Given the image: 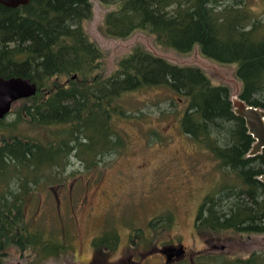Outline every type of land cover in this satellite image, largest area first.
<instances>
[{"label": "trees", "instance_id": "16d2710c", "mask_svg": "<svg viewBox=\"0 0 264 264\" xmlns=\"http://www.w3.org/2000/svg\"><path fill=\"white\" fill-rule=\"evenodd\" d=\"M99 1L117 4L104 16L105 34L123 38L145 30L158 45L179 53L197 44L204 56L235 63L241 81L238 96L264 109V0ZM91 7L90 0L0 3V74L29 77L37 84L33 95L20 98L14 118L0 119V264H5L11 246L21 255L32 253L33 264L74 249L75 232L64 222L31 221L34 214L27 213L28 201L32 198L36 211L40 208L38 190L62 180L72 155L90 167L118 151L123 138L114 125L125 119L140 122L146 103L133 96L150 90L159 91L154 100L161 109L156 119L162 126L175 123L202 145L221 173L217 186L199 199L196 230L264 232V181L259 179L264 148L248 155L254 139L244 119L233 111L229 87L213 83L199 66L174 63L141 45L102 76L98 72L102 52L82 25L91 16ZM62 76L66 82L53 80ZM166 101L171 109L162 108L160 102ZM153 123L147 133L163 138ZM74 204L69 199V206ZM169 217L157 215L145 227L131 228L129 240L138 235L137 245L158 246L164 241L153 235L168 225ZM118 241V231L106 222L91 242L96 252L111 254ZM256 258L255 253L245 259L219 255L208 263L196 255L193 261L264 264Z\"/></svg>", "mask_w": 264, "mask_h": 264}, {"label": "rangeland", "instance_id": "374dc122", "mask_svg": "<svg viewBox=\"0 0 264 264\" xmlns=\"http://www.w3.org/2000/svg\"><path fill=\"white\" fill-rule=\"evenodd\" d=\"M90 1L91 16L84 19L82 25L102 52V66L98 71L102 76L109 75L121 57L141 45L174 63L199 66L213 83L226 84L230 97L238 95L241 81L235 74V63L210 59L200 52L197 44L187 53L161 47L145 30H135L123 38L107 35L102 30L104 16L117 4ZM66 79L65 76L53 78L60 83ZM155 91L137 92L133 96L146 103L142 107L144 115L138 118L140 122L125 119L114 125L123 138L118 151L107 154L90 167L72 155L61 175L62 180H55L38 190L40 208L36 211L32 198L28 201L27 213L34 214L32 218L27 215L31 221L64 222L67 230L76 234L72 251L42 264H92L95 250L92 252L91 241L101 233L106 222L115 227L119 235L116 249L106 254L113 264H196L193 261L196 255H203V261L213 263L214 256L245 259L253 253L257 255L256 260L264 262V232L222 231L215 234L196 230L194 218L199 199L217 186L221 173L215 169L214 159L202 145L180 132L175 123L168 121L162 126L156 119L161 109L154 103L159 93ZM160 104L162 108H172L168 101ZM20 105V99L13 102L6 121L15 117ZM151 120L163 132V138L147 133ZM33 129L31 127L30 131ZM34 131L42 133L39 129ZM69 199H74L73 208L69 206ZM57 207L60 213H57ZM161 214L170 216L165 220L169 223L158 233H153V237L164 242L141 247L136 244L138 235L133 236L132 242L129 240L131 228L145 227L150 219ZM170 246H182L184 251L167 259L160 249ZM32 258V253L21 255L11 246L5 264H33Z\"/></svg>", "mask_w": 264, "mask_h": 264}, {"label": "water", "instance_id": "95a60500", "mask_svg": "<svg viewBox=\"0 0 264 264\" xmlns=\"http://www.w3.org/2000/svg\"><path fill=\"white\" fill-rule=\"evenodd\" d=\"M28 1L0 0V3L7 6H18L26 4ZM36 90L37 84L29 77L19 75L4 77L0 74V119L9 112L13 102L33 95ZM231 101L233 111L244 119L247 130L254 139L248 155L260 152L264 148V109L247 103L238 95H232ZM259 179L264 181V173L259 175ZM168 250H174L173 254L175 255H180L184 251L182 246H170L162 248L161 252L167 253Z\"/></svg>", "mask_w": 264, "mask_h": 264}, {"label": "flooded vegetation", "instance_id": "af4514ba", "mask_svg": "<svg viewBox=\"0 0 264 264\" xmlns=\"http://www.w3.org/2000/svg\"><path fill=\"white\" fill-rule=\"evenodd\" d=\"M104 248L106 249V247H104ZM94 250L95 249L92 246V252ZM161 250H162V248L160 249V251ZM173 252H174V250H168L167 253H164L165 254V257L167 259L173 258V256H175V254H173ZM130 261L132 262L131 259H130ZM112 262L113 261H111V259L109 260L107 258L106 253L104 251L98 250L97 252L95 251V253L93 254L92 264H113Z\"/></svg>", "mask_w": 264, "mask_h": 264}]
</instances>
